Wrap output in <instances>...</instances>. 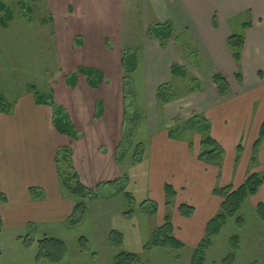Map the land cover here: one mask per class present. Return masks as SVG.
<instances>
[{
    "label": "rangeland",
    "instance_id": "rangeland-1",
    "mask_svg": "<svg viewBox=\"0 0 264 264\" xmlns=\"http://www.w3.org/2000/svg\"><path fill=\"white\" fill-rule=\"evenodd\" d=\"M68 1L54 4V0H0V101L11 112L26 98L36 105L47 106L55 132L71 139L56 130L55 124H61L78 139L80 135L66 108V86L80 78L92 90L90 93L103 88L92 94V101L96 97L108 104L106 132L114 144V161L119 165L105 177L118 179L96 188L82 185L88 189L85 192L78 189L84 198L74 197L60 181L73 189L77 188L75 177L80 181L70 163V148L58 149L59 185L63 201L72 204L71 213L66 219L58 213L51 220L42 218L27 228H6L0 238V264H116L115 258L122 253L134 254L137 260L133 264H190L198 244L182 240L184 247L180 250L146 248L165 217L176 223L179 207L175 199L166 205V200L164 204L158 197L150 167L152 137L164 136L165 127L170 124L168 133L172 131L174 139L186 135L194 142L193 135L200 134L201 128L196 122L185 127L187 119L179 117L163 122L164 116L155 103H148L145 85L148 64L141 52L145 50V41H149L144 37L150 24L146 3L80 0L78 4H67ZM73 12L84 17L92 15L83 22L73 17L75 20L70 24L66 16ZM242 19L246 15L238 18ZM185 36L175 34L176 40L170 42L179 51L174 57L188 65L194 74L196 67L186 62V56L192 57L194 51ZM81 68L100 72L102 81L94 79V85H89L79 73ZM181 71L175 65L174 73ZM181 82L174 80L171 97H180L189 88L199 87L189 73L186 82ZM36 96L42 99V104H38ZM95 108L93 115L98 119L99 107ZM78 202L85 206L82 212L73 211ZM253 206L246 199L236 217L226 220L220 233L212 238L204 264H224L230 254L234 256L231 264H264V219ZM237 217L243 219L242 225L236 223ZM173 235L178 239L176 233ZM234 237L237 241H232ZM44 239L59 240L63 246L48 243L44 248L40 245ZM41 250L50 253L51 258L41 255Z\"/></svg>",
    "mask_w": 264,
    "mask_h": 264
},
{
    "label": "crops",
    "instance_id": "crops-1",
    "mask_svg": "<svg viewBox=\"0 0 264 264\" xmlns=\"http://www.w3.org/2000/svg\"><path fill=\"white\" fill-rule=\"evenodd\" d=\"M54 1L56 4L59 0ZM144 1L150 15V24L146 28L156 23H171L178 32L186 35L190 50L194 51L192 57L186 56L189 61H185L193 64L196 72H201H190L192 69L188 65L174 57L179 51L172 42L161 48L147 37L146 29L144 37L149 41H145V50L141 52L148 64L145 76L148 103H155L164 116L163 122L178 117L187 121L203 120L206 133L224 151L218 168L198 161L201 134L193 135L194 142L186 135L172 140L168 137L171 125L167 124L164 136L152 137L150 167L158 197L165 204L163 188L169 184L176 193L174 203L194 208L191 220H185L177 211L176 223L171 222L173 234L176 233L179 241L187 240L196 246L204 236L207 222L219 212L222 203L221 198L213 194L214 189L227 186L236 189L251 174L264 178V140L252 161L253 145L264 121V0ZM79 2L69 0L66 3ZM70 15L66 17L72 24L77 18L81 22L87 20L92 13L87 17ZM242 15H246V19L238 20ZM233 35H241L244 39L239 62L233 59L227 46V40ZM173 65L185 72L184 78L172 75ZM135 70L136 66L132 73ZM188 73L199 83L198 88H189L188 93L177 98L169 95L165 104L156 100V92L161 86L171 89L174 80L186 82ZM217 74L228 84L229 91L224 97L218 95L211 81ZM66 90V108L80 135L78 139L69 140L57 134L50 108L36 105L34 100L29 102L26 98L17 103L10 114L0 113V197L5 200H0V238L6 228H27L42 218L51 220L58 213L66 219L71 213L72 204L63 201L59 185L58 149L70 148L72 166L84 187L96 188L118 179L105 177L119 165L114 161V144L110 143L106 132L108 104L96 97L93 103L92 94L98 91L90 93L92 90L80 78L74 79ZM96 105L99 107L98 119L93 115ZM238 147L241 148L239 154ZM248 198L255 209L259 204L264 205V181L256 194Z\"/></svg>",
    "mask_w": 264,
    "mask_h": 264
},
{
    "label": "trees",
    "instance_id": "trees-1",
    "mask_svg": "<svg viewBox=\"0 0 264 264\" xmlns=\"http://www.w3.org/2000/svg\"><path fill=\"white\" fill-rule=\"evenodd\" d=\"M146 34L149 39L155 40L161 48H165L173 38L176 40L175 34L176 36H178L180 35V32H178L171 23L165 22V23H156V24L149 26L147 28ZM243 41L244 39L241 35H238V36L233 35L227 40V46L231 50L232 57L236 62H239L240 60V51L243 47ZM176 67L178 68V66ZM174 69H175V65H173L171 68L172 75L178 76L180 78L185 77L184 71H181L180 73L175 74ZM79 73L87 78L89 85H94V79L95 81L97 80V82L102 81V74L94 69L81 68L79 70ZM239 77L240 75L238 74L237 78L239 79ZM211 81L216 86L218 95L220 97H224L228 94V91H229L228 84L226 82V79L222 75L217 74V75L212 76ZM170 92H171L170 87L161 86L156 92V100L161 104L167 103L169 101ZM36 99H37L36 101L38 102V104L43 103V101H41L42 100L41 98L36 96ZM0 113H5V114L11 113V109L9 108V106L5 105L1 101H0ZM190 122L192 123L196 122V124L198 123L199 125H201V128L198 129V132L202 135V140L200 143L201 151L199 152L198 157H197L198 161L204 162L207 164H214L218 168H220L222 159L224 156L223 149L216 141H214L208 135V133H206V124L203 120L191 119L185 123V127L189 125L188 123ZM55 127L58 132L64 135L70 136L71 139L76 138L75 134H71V133L69 134L67 130L63 129L61 127V124L60 125L55 124ZM168 137L172 140L174 139L172 131L168 133ZM263 140H264V121L260 127L258 138L253 145L252 161L255 160V156ZM240 151H241V148L238 147L237 148L238 154L240 153ZM68 153L71 156L70 150H68ZM57 174L59 177L58 169H57ZM75 179L77 183V186H76L77 188H74V189L69 187L68 184L64 182V180L61 179L60 181H61V184L64 186V188H67V190L72 196L74 197L77 196L83 199L84 195L81 194V191L85 192L88 189L86 188L84 189V187L78 180V177H75ZM263 181H264V178L262 176L258 174H251L250 176H248L245 182L236 189H234L232 186L214 189L213 194L216 197L221 198L222 203H221L219 212L207 222L205 226V230H204V236L202 240L196 246L193 252L190 264H204L205 253L212 245V238L217 236L220 233L222 227L225 225L226 220L228 218L236 217L243 203L246 201L248 197L256 194L258 188L262 185ZM78 189H80L81 191ZM163 190H164L166 205H170L173 202V200L176 198L175 190L169 184H165ZM0 200L5 202L4 198L0 197ZM84 209H85L84 204L78 202L77 204H75L73 211L82 212ZM256 210H257V215L261 219H264V205L259 204ZM178 213L180 214L181 217L189 218L194 213V208L189 205L181 204L178 207ZM236 223L239 225H242L243 219L240 217H237ZM232 241H237V238L236 237L232 238ZM48 243L57 244L61 247L63 246V243L61 241L54 240V239H44V241L41 242L40 245L45 248L46 246H48ZM153 247L166 248V249H172V250H180L184 247L183 243L174 237L172 222L169 217H165L163 219V225L160 228H158L157 231L153 233L151 241L146 246L147 249H150ZM43 254H44V257L48 259H50L52 256L50 253L45 254L44 251L41 250V255ZM233 257H234L233 254H230L227 258L223 260L224 264H231ZM115 259H116L115 260L116 264H133L137 260L136 256L130 253L119 254Z\"/></svg>",
    "mask_w": 264,
    "mask_h": 264
}]
</instances>
